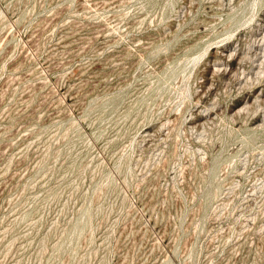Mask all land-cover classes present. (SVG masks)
<instances>
[{
	"label": "rangeland",
	"instance_id": "rangeland-1",
	"mask_svg": "<svg viewBox=\"0 0 264 264\" xmlns=\"http://www.w3.org/2000/svg\"><path fill=\"white\" fill-rule=\"evenodd\" d=\"M0 264H264V0H0Z\"/></svg>",
	"mask_w": 264,
	"mask_h": 264
}]
</instances>
